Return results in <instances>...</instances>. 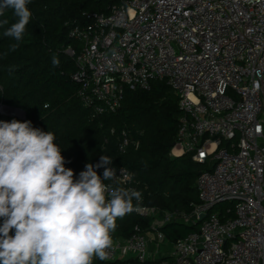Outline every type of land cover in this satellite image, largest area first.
<instances>
[{
	"label": "built area",
	"instance_id": "built-area-1",
	"mask_svg": "<svg viewBox=\"0 0 264 264\" xmlns=\"http://www.w3.org/2000/svg\"><path fill=\"white\" fill-rule=\"evenodd\" d=\"M85 19L69 29L64 52L91 117L115 113L126 88L165 81L183 111L170 155L190 154L203 166L191 213H164L158 221L159 210L142 200L132 211L153 219L158 246L166 241L164 223L197 224L204 214L195 231L155 260L135 226L130 237L112 238L106 261L264 264V0H118L108 14ZM117 140L121 154L139 146L125 130ZM111 167L112 182L133 189L131 172Z\"/></svg>",
	"mask_w": 264,
	"mask_h": 264
},
{
	"label": "trees",
	"instance_id": "trees-1",
	"mask_svg": "<svg viewBox=\"0 0 264 264\" xmlns=\"http://www.w3.org/2000/svg\"><path fill=\"white\" fill-rule=\"evenodd\" d=\"M118 0H31L32 16L19 46L4 36L17 21L11 9L0 20V103L24 112L25 119L0 115V121H31L34 128L50 131L65 157L66 168L78 178L85 165L97 164L102 155L111 157V166H123L131 172V185L141 192L140 205L156 207L160 218L164 213L189 214L199 203L196 177L203 168L190 154L170 155L177 138L179 119L178 95L165 81H153L149 90L126 88L120 107L115 113L91 117L89 108L77 95L78 85L72 79L76 71L74 61L65 54L70 45L69 29L83 23L87 13L108 14ZM59 66L52 64V57ZM111 130L114 132L111 133ZM125 130L139 142L124 154L119 153L117 137ZM103 176L104 168L96 169ZM105 184H114L105 180ZM134 206L137 202L133 200ZM228 204L216 207L221 213ZM153 219L135 212L118 218L113 239H126L138 226L145 235L152 231ZM2 224V220H0ZM197 224L185 221L164 223L159 230L169 244L183 239L196 230ZM93 264H111L93 258Z\"/></svg>",
	"mask_w": 264,
	"mask_h": 264
},
{
	"label": "clouds",
	"instance_id": "clouds-1",
	"mask_svg": "<svg viewBox=\"0 0 264 264\" xmlns=\"http://www.w3.org/2000/svg\"><path fill=\"white\" fill-rule=\"evenodd\" d=\"M30 2L0 0V17L11 9L18 18L4 32L17 42L10 50L26 32ZM59 63L53 56L52 64ZM54 141V133L34 128L31 121H0V264L107 260L117 219L134 210L133 200H142L137 190L104 183L116 175L111 157L86 164L77 178Z\"/></svg>",
	"mask_w": 264,
	"mask_h": 264
},
{
	"label": "crops",
	"instance_id": "crops-1",
	"mask_svg": "<svg viewBox=\"0 0 264 264\" xmlns=\"http://www.w3.org/2000/svg\"><path fill=\"white\" fill-rule=\"evenodd\" d=\"M145 235L148 239L149 253L151 257L155 260L166 258L168 256V251L161 249V246L157 245L155 233L153 231L147 230Z\"/></svg>",
	"mask_w": 264,
	"mask_h": 264
},
{
	"label": "rangeland",
	"instance_id": "rangeland-1",
	"mask_svg": "<svg viewBox=\"0 0 264 264\" xmlns=\"http://www.w3.org/2000/svg\"><path fill=\"white\" fill-rule=\"evenodd\" d=\"M2 108L8 109V110H1ZM0 115L6 116V117H11L15 119H21L23 117V113H21L19 110L14 109L13 107H7V106H0ZM158 221L160 220V216L156 218ZM171 244L168 242H164L161 244V249L168 251V253L171 250Z\"/></svg>",
	"mask_w": 264,
	"mask_h": 264
},
{
	"label": "water",
	"instance_id": "water-1",
	"mask_svg": "<svg viewBox=\"0 0 264 264\" xmlns=\"http://www.w3.org/2000/svg\"><path fill=\"white\" fill-rule=\"evenodd\" d=\"M0 106H5V105L0 104ZM7 107H8V106H7ZM14 109H17V110L21 111V112L23 113V115H24V112H23L21 109H19V108H14ZM204 216H205L204 214H201V215H200V219H199V221H200L201 219H203ZM199 221H198V223H199ZM198 223H197V224H198Z\"/></svg>",
	"mask_w": 264,
	"mask_h": 264
},
{
	"label": "bare ground",
	"instance_id": "bare-ground-1",
	"mask_svg": "<svg viewBox=\"0 0 264 264\" xmlns=\"http://www.w3.org/2000/svg\"><path fill=\"white\" fill-rule=\"evenodd\" d=\"M1 110H8V109L2 108ZM8 111H10V110H8Z\"/></svg>",
	"mask_w": 264,
	"mask_h": 264
}]
</instances>
